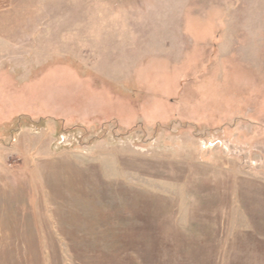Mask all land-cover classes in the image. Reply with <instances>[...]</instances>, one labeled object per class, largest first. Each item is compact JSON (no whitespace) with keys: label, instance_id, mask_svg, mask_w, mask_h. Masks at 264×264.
<instances>
[{"label":"rangeland","instance_id":"1","mask_svg":"<svg viewBox=\"0 0 264 264\" xmlns=\"http://www.w3.org/2000/svg\"><path fill=\"white\" fill-rule=\"evenodd\" d=\"M0 264H264V0H0Z\"/></svg>","mask_w":264,"mask_h":264}]
</instances>
